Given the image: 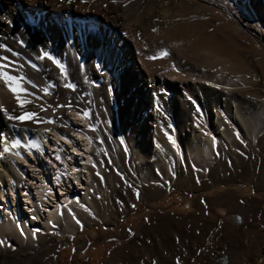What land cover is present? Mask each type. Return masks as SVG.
Wrapping results in <instances>:
<instances>
[{"label": "bare ground", "instance_id": "6f19581e", "mask_svg": "<svg viewBox=\"0 0 264 264\" xmlns=\"http://www.w3.org/2000/svg\"><path fill=\"white\" fill-rule=\"evenodd\" d=\"M251 2L264 5V0H241L250 7ZM227 6L232 7L228 0H0V43L17 53L12 56L10 51L0 50V55L12 62L10 73L23 78L25 92L20 98L27 101L19 106L13 92L0 80V197L6 193L5 184L19 183L21 165L16 158L42 153L49 133L66 140L59 141V152L49 149L57 161H44L41 170H30L34 175L32 197L22 194L21 224L13 219L10 222L1 209L0 264H24L11 254L19 243L49 230L65 209L70 211L74 200L87 199L88 177L96 180L99 172L95 169L88 174L86 164L103 160L100 125L105 124L122 142L123 134L128 137L148 132L145 163L151 170L154 164L160 165L155 176L166 172L169 164L166 155L170 149L157 132L160 124H172L174 134L183 132L186 155L199 157L196 153L203 155L207 143L213 145L210 138L202 139L200 129H193L194 120L201 117L206 122L216 109L212 95L217 80L240 62L222 58L207 46L199 48L200 29L182 36L175 31L189 10L212 12L238 37L264 44V35L261 38L249 31ZM42 52L59 61L63 74L47 58H38ZM231 73L225 77L237 78ZM68 83L74 88L64 87ZM228 91L222 117L234 113L240 116L242 129H247L250 120L264 114L257 101L251 103L239 94L240 100L234 102L237 93L231 86ZM22 112L34 113L35 118L8 119ZM73 126H81L80 133L71 135ZM186 129L191 131L186 133ZM5 147L9 149L6 152ZM62 220L63 231L75 230L65 213ZM3 244L9 248L5 250ZM42 264L53 263L48 260Z\"/></svg>", "mask_w": 264, "mask_h": 264}, {"label": "rangeland", "instance_id": "374dc122", "mask_svg": "<svg viewBox=\"0 0 264 264\" xmlns=\"http://www.w3.org/2000/svg\"><path fill=\"white\" fill-rule=\"evenodd\" d=\"M228 1L232 7L227 8L262 38L264 5L251 2L250 7L241 0ZM189 11L181 17L184 22L175 34L182 36L200 29L199 48L207 46L222 58L240 62L217 80L212 95L216 109L206 122L201 117L194 120L193 129H200L202 139L210 138L213 147L207 143L204 154L197 152L200 159L194 161L199 157L185 154L183 132L174 134L172 124H160L157 132L170 149L166 155L169 164L166 172L155 176L160 165L154 164L151 170L145 163L148 132L132 133L130 137L123 134L122 142L105 124L98 123L95 126L100 125L104 138L100 149L103 160L94 165L88 162L84 169L88 174L96 169L97 179L89 176L87 199L74 200L70 211H64L75 230L63 231L64 213L60 214L49 230L30 241L25 238L11 253L24 264L36 260L40 264L48 260L53 264H264V114L250 120L247 129H242V120L234 113L222 117L230 86L237 93L234 102L241 94L264 109V52L260 51L264 44L238 37L215 13ZM231 72L237 78L225 77ZM201 82L210 85L207 80ZM86 126L89 128L87 122ZM72 128L71 135L80 133L82 127ZM189 131L186 129V133ZM49 134L42 153L16 158L21 165L19 183L3 186L6 193L0 197V211H6L10 222L13 219L21 224L22 194L32 197L34 175L30 170H41L44 161H57L49 149L59 152L60 143L66 142ZM233 214L240 216V222ZM2 246L9 248L7 244Z\"/></svg>", "mask_w": 264, "mask_h": 264}, {"label": "snow or ice", "instance_id": "6c2138e0", "mask_svg": "<svg viewBox=\"0 0 264 264\" xmlns=\"http://www.w3.org/2000/svg\"><path fill=\"white\" fill-rule=\"evenodd\" d=\"M0 50L10 51L12 56L17 55L16 52L11 51V49H8L6 45L2 43H0ZM161 55H164V53H161ZM38 58L40 59L47 58L49 61L52 62V64L56 65L57 68H61L59 61L56 60L52 55L48 54L47 52H42ZM11 66H12V62L9 61L8 57L4 55H0V80H3L6 86H8L9 91L13 92L17 100V104L22 107L23 103L27 102V101H22L20 98V94L25 92V89L21 87V82L23 81V78L11 74L10 73ZM33 67H35V65H33ZM61 73L63 74L62 68H61ZM64 87L71 89L74 88V85L68 83L65 84ZM44 91L47 92L48 89H44ZM83 115L86 117L88 113L85 111ZM34 118H35V114L29 112H22L20 115H16V116H8V119L15 121L33 120ZM50 122L51 121H49V123ZM169 139L171 140V137H169ZM13 146H15V144H13ZM8 150L9 149L7 147L4 148L5 152ZM77 223L79 222L77 221Z\"/></svg>", "mask_w": 264, "mask_h": 264}, {"label": "water", "instance_id": "95a60500", "mask_svg": "<svg viewBox=\"0 0 264 264\" xmlns=\"http://www.w3.org/2000/svg\"><path fill=\"white\" fill-rule=\"evenodd\" d=\"M233 217L235 219L236 222H240V216L238 214H233Z\"/></svg>", "mask_w": 264, "mask_h": 264}]
</instances>
